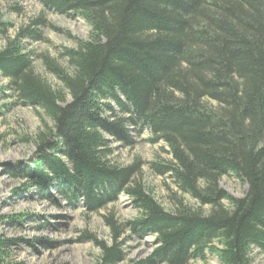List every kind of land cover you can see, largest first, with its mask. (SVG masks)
<instances>
[{"label":"trees","instance_id":"obj_1","mask_svg":"<svg viewBox=\"0 0 264 264\" xmlns=\"http://www.w3.org/2000/svg\"><path fill=\"white\" fill-rule=\"evenodd\" d=\"M39 2L47 11L83 18L91 34L63 49L65 65L25 52V40H42L43 15L14 38L6 36L12 25L0 21V38L7 37L0 73L19 101L44 110L54 124L38 137L39 159L28 176L33 183L63 180L64 194L83 196L90 209L100 206L103 192L127 195L141 213L129 230L160 243L136 264H188L207 253L221 264H251L254 248L264 253V0ZM38 58L62 90L35 72ZM127 125L148 128L166 144L173 163L163 170L181 193L209 207L207 214L182 200L176 213H168L133 184L135 167L112 168L102 134L124 136ZM227 176L247 185L243 198L220 187ZM119 230L111 247L96 243L99 264L123 262ZM13 246L0 238V264H9Z\"/></svg>","mask_w":264,"mask_h":264},{"label":"rangeland","instance_id":"obj_2","mask_svg":"<svg viewBox=\"0 0 264 264\" xmlns=\"http://www.w3.org/2000/svg\"><path fill=\"white\" fill-rule=\"evenodd\" d=\"M42 15L47 23L40 28L42 40H25V52L46 54L65 64L60 60L63 49L76 48L78 41L90 38L91 28L83 18L47 11L39 0H0V21L12 25L6 35L8 38H14L21 28ZM7 37L0 38V50L6 46ZM34 69L53 90H62L61 82L46 72L39 58L34 61ZM71 100L67 95L66 103ZM112 109L116 110L114 104ZM103 116L112 123L110 112ZM127 116L120 117L128 119ZM46 127L54 128V124L44 110L19 101L10 89V81L0 73V238L14 241L9 264H99L102 250L96 243L111 247L115 231L119 229L118 243L124 254L120 264L149 259L160 243L156 236L140 237L129 230L128 223L141 213L127 195L103 192L97 197L100 206L90 209L83 196L72 200L70 194V198L64 194L67 182L50 176L46 178L47 183L41 185L28 177L38 162V137L47 131ZM140 128L127 125L124 136L102 134L111 151L108 160L112 168L135 167L133 184L142 186L168 213H176L177 204L182 200L188 209L207 214L210 208L181 193L171 173L163 170L173 163L166 144L162 140L155 141L150 129ZM64 161L71 167L68 160ZM43 172L45 174V170ZM219 185L235 199L243 198L248 190L245 183L232 176L222 178ZM71 188L78 189L74 185ZM224 206L229 208L226 202ZM251 257V264H264V253L260 250L254 248ZM149 264L165 263L152 260ZM188 264L221 262L207 253L204 260L192 259Z\"/></svg>","mask_w":264,"mask_h":264}]
</instances>
